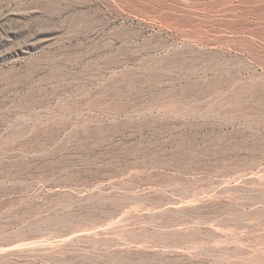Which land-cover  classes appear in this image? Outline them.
<instances>
[{
  "label": "rangeland",
  "instance_id": "374dc122",
  "mask_svg": "<svg viewBox=\"0 0 264 264\" xmlns=\"http://www.w3.org/2000/svg\"><path fill=\"white\" fill-rule=\"evenodd\" d=\"M0 264H264V0H0Z\"/></svg>",
  "mask_w": 264,
  "mask_h": 264
},
{
  "label": "bare ground",
  "instance_id": "6f19581e",
  "mask_svg": "<svg viewBox=\"0 0 264 264\" xmlns=\"http://www.w3.org/2000/svg\"><path fill=\"white\" fill-rule=\"evenodd\" d=\"M71 12L69 22L74 30L73 38L82 41L89 39L93 34H108L109 40L104 42L105 48H114L118 43L120 48L138 44L141 39V30L135 28L117 27L116 22L103 17V8L92 7V3L77 2L68 7ZM111 30H108L109 28ZM89 49L86 54H93Z\"/></svg>",
  "mask_w": 264,
  "mask_h": 264
}]
</instances>
